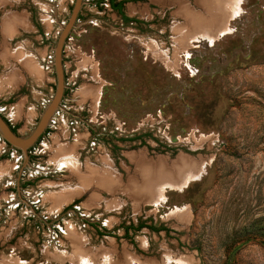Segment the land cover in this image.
I'll return each instance as SVG.
<instances>
[{
    "label": "rangeland",
    "instance_id": "rangeland-1",
    "mask_svg": "<svg viewBox=\"0 0 264 264\" xmlns=\"http://www.w3.org/2000/svg\"><path fill=\"white\" fill-rule=\"evenodd\" d=\"M74 1L0 5V112L21 135L55 92L53 47ZM84 1L64 47V109L21 175L22 153L0 140V264H264V0H126L140 23ZM236 4L213 42L183 11L225 25ZM9 16L25 24L6 40ZM69 157L77 173L60 164ZM181 157L182 179L159 177ZM91 170L103 176L83 182ZM154 172L147 192L132 186Z\"/></svg>",
    "mask_w": 264,
    "mask_h": 264
},
{
    "label": "bare ground",
    "instance_id": "bare-ground-1",
    "mask_svg": "<svg viewBox=\"0 0 264 264\" xmlns=\"http://www.w3.org/2000/svg\"><path fill=\"white\" fill-rule=\"evenodd\" d=\"M197 1H198V4H206L204 2V0H197ZM207 1L208 2H212L211 0H207ZM216 1H218V3L217 2L216 3L219 5V0H216ZM9 2H10V0H0V5L5 4V3H9ZM212 3H214V2H212ZM238 5L239 4H236L235 8L233 9L232 15L228 16L229 18H227V21H226L225 25L221 24V20L222 19L221 20L219 19L217 21L218 18L214 17L213 15H211L208 12H207L208 13L207 15L202 13V15H199L198 17H196L197 16V15L195 16L196 13L194 11H192V13H191V9L190 10L186 9V6L183 8L184 9L183 11H184V13L186 12V15L190 18V23H191L190 26L191 27L189 29H191V30L192 29H197V31L200 32V34H201V36L203 38H206L209 41L213 42L216 39H218L217 38L218 35L217 36H216V34L214 35V33H212L211 31L218 29L219 32L218 31L217 32L219 33V35L225 34L227 32V30H228V21L230 19H232L236 15V13L238 12L237 11L238 7H239ZM6 19H5L6 21L3 24V32L6 35L5 37H6V40H7V37L8 38L9 37H13L17 33L18 26L24 25L25 21L23 19L14 18V17H11V16L7 17ZM177 40L181 42L180 38H178ZM8 57H9V59H10V57L11 58L13 57V58L19 59L21 62H26L25 54L23 52H20V51H18V52L16 51L14 53H11L9 51H5V52L2 53V58L4 59V61L9 63V60H7ZM27 67L29 69H31L30 66L27 65ZM13 76L14 75H10L9 78L6 81L10 82V83H14V82L16 83L17 82L16 81V76H14V77ZM60 154L62 156V154L65 155L66 153H65V151H63L61 149ZM62 160L63 161H60L61 165L65 166L66 168H70L72 171H74V173L78 172L77 164L75 163V161L72 158H70V157L66 158V159L63 158ZM187 164H188V159H186L184 157H181L179 159V161L175 165L170 166V167L168 165L166 166V164L163 161H161L159 163V165H157L155 167V169H156L155 171H158L160 173L161 176H159V177H162L163 180L164 179H175V178H181L182 179L184 177L186 171H187V170H185L183 168L185 166H187ZM95 173H97V174L100 173L102 175V173L99 172V171L91 170V171H89L87 176H82L81 180L83 182L90 183L91 179L89 177L93 176ZM155 173H157V172H154L153 176H151V177L149 175L147 176V178L144 177V181L141 184H138V183H136V181H133L132 186H137V187L141 186L139 188V190L147 192V190H149V189H151L153 187L152 186L154 184L153 181L157 179V177H156L157 174H155ZM196 178H197L196 175H194V174L190 175L189 174L186 177L184 183L182 185H178L179 187L174 186V185H172L171 183H168V182L165 183V185H163L161 187L160 199L161 198L164 199V192L166 191V189H171L172 190V189H176V188L186 187L187 183L190 182V180H193V179H196ZM99 179H101L99 181H100L101 185H103L105 188H108L109 190L112 189V188H113V190L116 189L114 187L116 185L115 184L116 181H114L112 179L111 180L110 179H105L104 177H100ZM85 186L87 187V184ZM80 190L81 189L75 187V188L63 189L62 191H59L57 193L55 192L56 196L53 199V203L56 204V202H57V203H59V205L62 204V203H67L71 199H73V197H75L76 195H79L81 193ZM81 253H82V251H78V255L81 254Z\"/></svg>",
    "mask_w": 264,
    "mask_h": 264
},
{
    "label": "water",
    "instance_id": "water-1",
    "mask_svg": "<svg viewBox=\"0 0 264 264\" xmlns=\"http://www.w3.org/2000/svg\"><path fill=\"white\" fill-rule=\"evenodd\" d=\"M84 4V0H75L68 20L66 23L61 24L60 33L58 35L56 44L53 47V67L56 76L55 92L43 111L40 113L39 119L33 129L28 134L21 135L18 131L13 129L10 121H8L6 117L0 112V138L9 145L10 149L19 150L23 155V163L19 175L22 174V171L30 163V149L33 148L38 143L40 138L46 133L56 113L59 110L64 109L62 106V101L67 88L63 57L64 47L70 33L77 26L78 19ZM19 179L20 176L18 177V180ZM18 186V188H20V185Z\"/></svg>",
    "mask_w": 264,
    "mask_h": 264
},
{
    "label": "flooded vegetation",
    "instance_id": "flooded-vegetation-1",
    "mask_svg": "<svg viewBox=\"0 0 264 264\" xmlns=\"http://www.w3.org/2000/svg\"><path fill=\"white\" fill-rule=\"evenodd\" d=\"M99 1V0H98ZM98 1L96 2V3H98ZM104 1H106V0H104ZM103 2V1H102ZM101 2V3H102ZM107 2L109 3V5H110V7H111V9L113 10V11H115V12H117L118 13V15H120L121 17H122V20L124 21V22H135V23H140V21L138 20V19H132V18H130L126 13H125V11H124V7H125V4H126V0H116L115 2L117 3V4H121V6H122V12H120V11H118L117 9H114L113 7H112V5H111V2H110V0H107ZM100 3V4H101ZM98 5H99V3H98ZM127 18L129 19V20H127ZM9 121V120H8ZM11 123V122H10ZM12 127H13V129L15 128L13 125H12ZM49 129V128H48ZM17 131V130H16ZM47 131H49V130H47ZM46 131V132H47ZM46 134V133H45ZM137 136V135H136ZM136 136H134V137H136ZM138 138H136L135 140H137ZM135 140H133V141H135ZM67 155V154H66ZM72 200V199H71ZM145 225H146V223H145Z\"/></svg>",
    "mask_w": 264,
    "mask_h": 264
},
{
    "label": "trees",
    "instance_id": "trees-1",
    "mask_svg": "<svg viewBox=\"0 0 264 264\" xmlns=\"http://www.w3.org/2000/svg\"><path fill=\"white\" fill-rule=\"evenodd\" d=\"M102 1H104V0H99L98 3L100 4ZM115 1L116 0H110L112 7L114 9H117L118 11L122 12V6H121V4H117ZM127 20H129V19L127 18ZM14 130L16 131V128H14ZM140 227H145V223H142L140 225ZM149 227L151 228V226H149Z\"/></svg>",
    "mask_w": 264,
    "mask_h": 264
},
{
    "label": "built area",
    "instance_id": "built-area-1",
    "mask_svg": "<svg viewBox=\"0 0 264 264\" xmlns=\"http://www.w3.org/2000/svg\"><path fill=\"white\" fill-rule=\"evenodd\" d=\"M0 140H1V138H0ZM3 140V139H2ZM4 141V140H3Z\"/></svg>",
    "mask_w": 264,
    "mask_h": 264
},
{
    "label": "crops",
    "instance_id": "crops-1",
    "mask_svg": "<svg viewBox=\"0 0 264 264\" xmlns=\"http://www.w3.org/2000/svg\"><path fill=\"white\" fill-rule=\"evenodd\" d=\"M112 243V242H111ZM108 249V248H107Z\"/></svg>",
    "mask_w": 264,
    "mask_h": 264
}]
</instances>
